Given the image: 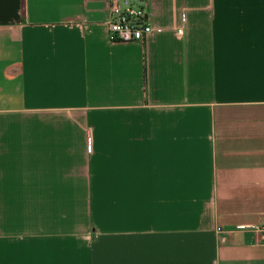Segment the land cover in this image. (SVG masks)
<instances>
[{
	"label": "crops",
	"instance_id": "0c3cea01",
	"mask_svg": "<svg viewBox=\"0 0 264 264\" xmlns=\"http://www.w3.org/2000/svg\"><path fill=\"white\" fill-rule=\"evenodd\" d=\"M108 1L0 0V264H264V0Z\"/></svg>",
	"mask_w": 264,
	"mask_h": 264
},
{
	"label": "built area",
	"instance_id": "2783aa9c",
	"mask_svg": "<svg viewBox=\"0 0 264 264\" xmlns=\"http://www.w3.org/2000/svg\"><path fill=\"white\" fill-rule=\"evenodd\" d=\"M145 2L132 4L126 0L107 2L106 26L109 38L114 43H134L144 41L153 31L150 15ZM182 28L177 34L182 36Z\"/></svg>",
	"mask_w": 264,
	"mask_h": 264
}]
</instances>
